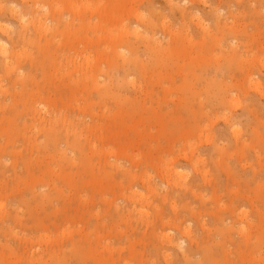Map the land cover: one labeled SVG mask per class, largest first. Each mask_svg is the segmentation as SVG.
<instances>
[{
  "label": "rangeland",
  "instance_id": "1",
  "mask_svg": "<svg viewBox=\"0 0 264 264\" xmlns=\"http://www.w3.org/2000/svg\"><path fill=\"white\" fill-rule=\"evenodd\" d=\"M34 1L0 0L38 81L0 64V264H264V0Z\"/></svg>",
  "mask_w": 264,
  "mask_h": 264
},
{
  "label": "bare ground",
  "instance_id": "2",
  "mask_svg": "<svg viewBox=\"0 0 264 264\" xmlns=\"http://www.w3.org/2000/svg\"><path fill=\"white\" fill-rule=\"evenodd\" d=\"M39 1L40 0H36V1H34L33 3H34V5H37V4H39L40 5V3H39ZM180 1V0H179ZM252 3V2H251ZM23 4V3H22ZM27 4H29V2L27 3ZM43 4V3H42ZM172 3H170V5H171ZM11 5V4H10ZM16 5V4H15ZM50 5V4H49ZM52 5V6H51ZM50 5V7L49 8H51V7H53V4H51ZM55 5V4H54ZM177 5V4H176ZM175 5V6H176ZM41 6V5H40ZM42 7V6H41ZM55 7V6H54ZM57 7V6H56ZM43 8V7H42ZM73 8V7H72ZM171 8V7H170ZM179 8V7H178ZM181 8V7H180ZM157 9V8H156ZM15 9H13V11H14ZM43 10H44V8H43ZM50 10V12L52 13V16H51V19H52V21H56V24H54V26H53V24H48L50 27H53L52 28V30H51V34L52 35H50L52 38L53 37H55V32L53 33V31H55L56 30V32H57V20H58V18H54L55 17V12H56V10H55V8H51V9H49ZM221 10V9H220ZM17 11V10H16ZM44 11H46V10H44ZM80 11V10H79ZM82 11V10H81ZM180 11H181V9H180ZM43 12V11H42ZM49 12V13H50ZM217 12V11H216ZM19 13H21V12H19ZM44 13H46V12H44ZM43 13V14H44ZM47 13H48V11H47ZM46 13V14H47ZM48 13V14H49ZM230 13V12H229ZM47 14V15H48ZM77 14V13H76ZM231 14H233V13H231ZM21 15V14H20ZM26 15V14H25ZM45 15V14H44ZM90 15V14H89ZM230 15V14H229ZM22 16V15H21ZM59 16V15H58ZM78 16V15H77ZM91 16V15H90ZM237 16V15H236ZM20 17V16H19ZM21 19V18H20ZM233 19H234V17H233ZM22 20V19H21ZM228 20V19H227ZM264 20V19H263ZM51 21V20H50ZM230 21V20H229ZM227 22V21H226ZM226 22H224V23H226ZM232 22V21H231ZM36 26H37V28H35V30L37 29L38 30V33H39V35H41V33L44 31V29H46V28H43V27H46L45 26V24H47V17L45 16V19H43V17H39V18H36V20L33 22ZM52 23V22H51ZM219 24V23H218ZM217 24V25H218ZM223 26V25H222ZM227 27V26H226ZM230 27V26H229ZM231 28V27H230ZM23 30H24V28H22ZM164 29V28H163ZM167 29V28H166ZM237 29V28H236ZM168 30V29H167ZM167 30H166V32H167ZM225 30V29H224ZM230 29H228V31H229ZM4 31V30H3ZM9 31V30H8ZM20 31V30H19ZM25 31V30H24ZM165 31V30H164ZM171 31V30H170ZM230 31H233V30H230ZM26 32V31H25ZM133 32V31H132ZM21 33H23L22 32V30H21V32H20V35H21ZM173 34V33H172ZM257 34V33H256ZM23 35V40L22 41H30L31 42V45H33V41L34 40H37L36 38H34V37H28L27 36V32H26V35H24V33L22 34ZM134 35V34H133ZM20 38V37H19ZM40 38V37H39ZM221 38H219L218 40H220ZM17 40V39H16ZM21 40V39H20ZM234 40V39H233ZM232 40V41H233ZM37 41H40L39 39L37 40ZM36 41V42H37ZM154 42L155 41V43L157 42L155 39H153V40H149L148 39V42ZM230 41V40H229ZM36 42H35V44L34 45H36ZM23 44H25L24 42H22ZM158 43V42H157ZM232 43V42H231ZM231 43H230V45H231ZM27 44H29V42L27 43ZM41 45V43H37V45ZM44 44V43H43ZM42 44V45H43ZM30 45V44H29ZM33 45V46H34ZM41 45V46H42ZM229 45V44H228ZM41 46H39V47H41ZM23 47V49H24V46H22ZM21 47V48H22ZM35 47H38V46H35ZM263 47V46H262ZM19 49V48H18ZM22 49V50H23ZM40 49H42V48H40ZM45 49V48H44ZM230 49H231V47H230ZM238 49V48H237ZM236 49V50H237ZM43 52H44V50H42ZM17 52H18V50H17ZM15 50H12V49H10V48H8L7 46H6V44H4V43H1L0 42V57L2 56V58H0V64H2V61H3V63L5 64V71L3 70V69H1V70H3L4 72H6L7 74H6V76L7 75H9L8 77H10V78H12L13 77V81H14V83H18V84H20L19 86H21V89H20V91H19V93H18V96L14 93L13 94V96H12V100H13V103L14 104H17V102H18V97L20 98V97H22L24 94L26 95V91L28 90L27 88H28V86H29V84H31V85H33V83H35L36 84V82L38 83V81H34L35 79H33L31 76H29L30 75V72H28L27 74H20V72H19V67H22V66H20V64H21V61L19 62V60H21L22 59V55L23 54H21V56H20V54L19 53H22V52H19V53H17ZM25 52V51H24ZM23 52V53H24ZM46 52H48L47 51V48H46V51H45V54H49L48 56H50L51 54H53V53H46ZM42 53V52H41ZM28 54V53H27ZM40 54V53H39ZM31 55H32V53H31ZM26 56H28V55H26ZM33 56H35L34 54H33ZM44 57H45V55H43ZM245 57H246V55H244ZM21 57V59H19ZM29 57H30V54H29ZM230 57H232V54H231V56ZM35 58V57H34ZM31 60H32V57H31ZM87 60V59H86ZM33 61V60H32ZM31 61V62H32ZM35 62H36V65L39 63V60H36V58H35V60H34ZM261 62H263V61H261ZM20 63V64H19ZM3 64V65H4ZM3 65H1V66H3ZM33 66H36V65H34V64H32ZM39 67V66H38ZM1 68H3V67H1ZM22 69V68H21ZM50 70V69H49ZM251 70V69H250ZM21 71V70H20ZM23 71V70H22ZM19 72V73H18ZM32 72V71H31ZM23 73V72H22ZM33 73V72H32ZM32 73H31V75H32ZM43 73H44V75L46 74V72H44L43 71ZM50 73V72H49ZM255 73V72H254ZM34 75V74H33ZM12 76V77H11ZM34 77V76H33ZM36 77V76H35ZM34 77V78H35ZM262 78V77H261ZM37 80V79H36ZM254 80V79H253ZM11 81V80H10ZM254 82V81H253ZM1 83V82H0ZM55 83V82H54ZM256 83V82H255ZM34 84V85H35ZM167 84V83H166ZM1 85V84H0ZM4 85V84H3ZM8 85V84H7ZM17 85V84H16ZM34 85H33V88H34ZM256 85L257 86H260V83H256ZM255 85V86H256ZM2 86V85H1ZM0 86V87H1ZM257 86H256V88H257ZM3 87V86H2ZM5 87V86H4ZM14 87H15V85H14ZM52 87V86H51ZM53 87H54V85H53ZM32 88V89H33ZM36 88V87H35ZM39 86L37 87V90H38V92H40L41 93V91H39ZM1 89V88H0ZM2 89H4V88H2ZM1 89V90H2ZM9 89V88H8ZM53 89V88H52ZM58 89V88H57ZM56 89V90H57ZM6 90H7V86H6ZM16 90V89H15ZM257 90V89H256ZM10 91V90H9ZM51 91V90H50ZM53 91V90H52ZM33 92V91H32ZM55 92V91H54ZM53 92V94H55ZM6 93V92H5ZM35 93H37V91H36V89H35V91H34V94ZM39 93V94H40ZM52 93V92H51ZM2 94H4V93H2ZM20 94V95H19ZM28 94V93H27ZM39 94H38V96H39ZM42 94V93H41ZM25 95H24V97H25ZM31 95V94H30ZM33 95V94H32ZM29 96V95H28ZM41 96V95H40ZM234 96V95H233ZM24 97H22V99H24ZM27 97V96H26ZM237 97V96H236ZM21 98H20V102H21V100H22ZM32 99V98H31ZM0 100H2V99H0ZM23 101V100H22ZM24 102H25V100H24ZM24 102H22V103H24ZM4 103L6 104V102H4V100L3 101H1V103L0 104H3L4 105ZM27 102H25L24 104H26ZM237 103V102H236ZM21 104V103H20ZM23 104V105H24ZM28 104V103H27ZM256 104V103H255ZM7 105V104H6ZM10 105H13V104H10ZM39 105V104H38ZM46 105V104H45ZM15 106V105H14ZM14 106H12V107H14ZM4 106H2V107H0V108H3ZM8 107V106H7ZM4 108V109H6V111L8 110V108ZM11 107V106H10ZM12 107H11V109H12ZM33 107V106H32ZM31 107V110L34 108H32ZM36 108H37V106H35V110H36ZM15 110V109H14ZM6 111H5V113H6ZM11 111V110H10ZM48 111V110H47ZM9 112V111H8ZM13 112H11V114H12ZM49 113H51V112H49ZM34 114V113H33ZM6 115H7V113H6ZM10 115V114H9ZM13 115V114H12ZM11 115V116H12ZM39 115L42 117V115H41V112L39 113ZM38 115V116H39ZM4 116V115H3ZM14 116V115H13ZM35 116V115H34ZM39 116V118H41ZM44 116V115H43ZM51 116V115H50ZM15 117V116H14ZM4 118V117H3ZM66 117H64V119H65ZM43 119V118H42ZM55 119V118H54ZM67 119V118H66ZM7 120V119H6ZM11 120V119H10ZM15 120V119H14ZM63 119H61V121H62ZM51 121H53V122H55L54 120H53V118H51ZM64 121V120H63ZM62 121V122H63ZM66 121V120H65ZM6 122V121H5ZM8 122H9V119H8ZM7 122V123H8ZM12 122V121H11ZM7 123H5V124H7ZM63 123H65V122H63ZM13 124V123H12ZM50 125L51 124H49V127H50ZM55 125V124H54ZM53 125V126H54ZM53 126H51V127H53ZM8 127V126H7ZM13 128H14V125L12 126ZM18 127V126H17ZM48 127V128H49ZM55 127V126H54ZM2 128V130H3V127H1ZM48 128H47V132H49V137H48V139H47V141H48V143H50L51 145L53 144L54 146H55V149L56 150H59L60 148H59V146H58V144H59V141H63V137L61 138L60 137V134L61 133H58V130H56L55 128H49V131H48ZM45 129V128H44ZM68 129H70V127H68ZM73 128H71V130H72ZM6 129L4 128V131H5ZM74 130V129H73ZM72 130V131H73ZM7 131H8V129H7ZM65 131V135H67V129H65L64 130ZM3 132V131H2ZM6 132V131H5ZM45 132V131H44ZM73 132H75V131H73ZM6 134V137H9V136H7V133H5ZM45 134V133H44ZM69 134V133H68ZM62 135V134H61ZM75 135H77V133L76 134H74V137L73 138H75L76 136ZM66 137H68V136H66ZM46 138V137H45ZM62 139V140H61ZM29 141V140H28ZM71 142L73 143V145L74 146H77V143L75 142V141H72L71 140ZM67 145L69 146L70 144H68V139H67ZM33 144V143H32ZM36 145V144H35ZM27 146H25V148H26ZM31 147L33 148L34 147V145L32 146L31 145ZM37 147L38 146H36V149H37ZM41 147V146H40ZM40 147L38 148V150L40 149ZM57 147H58V149H57ZM26 149H28V148H26ZM71 149V148H70ZM29 150V149H28ZM32 149H30V151H31ZM171 172H173V171H171ZM148 180H149V178H148ZM167 185V184H166ZM258 187H259V185H258ZM61 188V187H60ZM246 214V213H245ZM158 230V229H157ZM160 237V236H159ZM164 237V236H163ZM166 237H167V235H166ZM247 237V236H246ZM168 240H167V242L168 243H171L172 241H173V238H171V237H168L167 238ZM229 239H230V237H229ZM247 239V238H246ZM245 239V240H246ZM165 240V239H164ZM228 240V239H227ZM232 240V239H231ZM230 240V241H231ZM248 240V239H247ZM182 241V240H181ZM174 242V241H173ZM180 242V241H179ZM247 242V241H246ZM248 243V242H247ZM247 243H245V245H247ZM178 245H179V243H178ZM180 245H181V243H180ZM167 246V245H166ZM171 246V245H170ZM224 248V247H223ZM239 249V248H238ZM248 249V248H247ZM241 251V250H240ZM187 254V253H186ZM189 254V253H188ZM188 254H187V257H188ZM210 254V253H209ZM210 256V255H209Z\"/></svg>",
  "mask_w": 264,
  "mask_h": 264
}]
</instances>
